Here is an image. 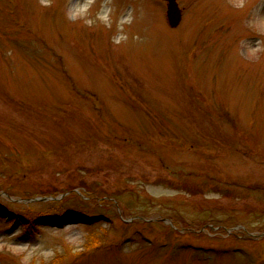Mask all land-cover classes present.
I'll return each instance as SVG.
<instances>
[{
    "label": "rangeland",
    "instance_id": "obj_1",
    "mask_svg": "<svg viewBox=\"0 0 264 264\" xmlns=\"http://www.w3.org/2000/svg\"><path fill=\"white\" fill-rule=\"evenodd\" d=\"M0 0V264H264V0Z\"/></svg>",
    "mask_w": 264,
    "mask_h": 264
},
{
    "label": "water",
    "instance_id": "obj_2",
    "mask_svg": "<svg viewBox=\"0 0 264 264\" xmlns=\"http://www.w3.org/2000/svg\"><path fill=\"white\" fill-rule=\"evenodd\" d=\"M166 2V19L171 28L178 26L181 20V11L176 0H163Z\"/></svg>",
    "mask_w": 264,
    "mask_h": 264
}]
</instances>
